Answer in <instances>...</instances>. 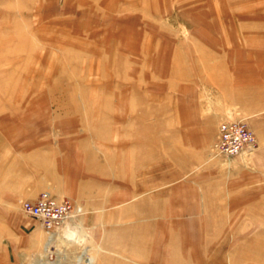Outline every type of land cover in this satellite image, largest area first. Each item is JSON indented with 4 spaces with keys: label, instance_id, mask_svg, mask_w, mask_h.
<instances>
[{
    "label": "rangeland",
    "instance_id": "1",
    "mask_svg": "<svg viewBox=\"0 0 264 264\" xmlns=\"http://www.w3.org/2000/svg\"><path fill=\"white\" fill-rule=\"evenodd\" d=\"M90 258L264 264V0H0V264Z\"/></svg>",
    "mask_w": 264,
    "mask_h": 264
},
{
    "label": "built area",
    "instance_id": "2",
    "mask_svg": "<svg viewBox=\"0 0 264 264\" xmlns=\"http://www.w3.org/2000/svg\"><path fill=\"white\" fill-rule=\"evenodd\" d=\"M255 145L253 131L241 120L228 119L218 123L212 148L216 153L227 156L249 150ZM24 213L36 218L47 231L61 226L70 214L80 210V206L68 199H57L47 191H41L34 199L21 202Z\"/></svg>",
    "mask_w": 264,
    "mask_h": 264
},
{
    "label": "bare ground",
    "instance_id": "3",
    "mask_svg": "<svg viewBox=\"0 0 264 264\" xmlns=\"http://www.w3.org/2000/svg\"><path fill=\"white\" fill-rule=\"evenodd\" d=\"M75 228H76V226H75ZM69 229V228H68ZM78 229V228H77ZM78 233V232H77ZM67 239V238H66ZM79 240V239H78ZM63 243V242H62ZM67 243V242H66ZM41 257V256H40ZM48 257V256H47ZM42 258V257H41ZM40 258V259H41ZM45 258V257H44ZM49 258V257H48ZM52 259V258H51ZM43 261V260H42ZM45 261V260H44ZM91 261H92V258H90V259H88V260H86V262H87V264H90L91 263ZM55 263V262H54ZM44 264V263H43Z\"/></svg>",
    "mask_w": 264,
    "mask_h": 264
}]
</instances>
